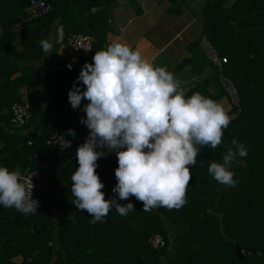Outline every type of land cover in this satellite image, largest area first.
<instances>
[{"label":"trees","instance_id":"trees-1","mask_svg":"<svg viewBox=\"0 0 264 264\" xmlns=\"http://www.w3.org/2000/svg\"><path fill=\"white\" fill-rule=\"evenodd\" d=\"M45 1L51 3V13L16 30L14 24L25 16L30 0H0V166L20 172L48 171L34 190L33 197L40 202L37 212L25 215L0 205V264H238L235 244L244 251L242 264H264V0H208L202 7L200 38L205 37L226 62L211 61L216 73L189 88L186 95L200 92L223 104L231 122L224 129L223 143L201 149L191 167L186 203L179 209L146 212L135 197L127 201L117 197L120 204L130 201L135 210L121 216L113 209L95 224L87 212L72 204L70 190L71 174L78 166L75 151L88 135L86 125L80 123L85 113L63 99L66 90L61 85L51 101L43 99V92L36 88L40 76L34 60L47 53L40 42L50 43L58 32L89 34L95 38L92 51L103 48L109 18L124 2ZM124 1L134 6L129 9L132 16L141 13L139 0ZM170 1L174 8L182 2ZM132 27L137 39L136 30L143 33V26L136 20ZM15 38L22 49H17ZM198 45L200 41L190 45L195 57ZM197 64L193 70L200 73L202 67ZM16 72L20 74L12 78ZM69 75L72 87L76 78ZM54 76L56 81L57 71ZM22 87L28 89L27 100ZM24 101L29 103L31 117L18 127L33 129L23 135L19 128L6 132L4 127L11 126V106ZM55 128L75 131L70 148L49 147L47 139ZM233 141L243 143L247 155H237L232 162L236 184L230 187L214 180L208 166L222 162L230 148L235 150ZM116 167L115 152L97 161L106 199L116 195L112 191ZM176 225L186 228L178 230ZM155 235L164 240L161 246L151 244Z\"/></svg>","mask_w":264,"mask_h":264},{"label":"clouds","instance_id":"clouds-1","mask_svg":"<svg viewBox=\"0 0 264 264\" xmlns=\"http://www.w3.org/2000/svg\"><path fill=\"white\" fill-rule=\"evenodd\" d=\"M40 43L44 51H52L47 40ZM181 85L166 66L155 65L120 41L98 49L92 62L81 67L68 101L73 109L82 107L80 123L88 135L75 151L78 166L70 190L72 204L87 212L91 223L103 222L113 209L121 216L135 210L130 201L120 204L117 197H135L146 212L179 209L186 203L191 167L202 148L215 149L224 142L231 117L223 104L200 92L186 95ZM67 135L75 137V131L68 129ZM55 140L62 148L71 147L63 135ZM233 145L235 150L230 148L222 162L208 166L214 180L230 187L236 184L232 162L247 155L243 143ZM112 152L117 157L116 195L106 199L96 168L98 159ZM32 175L0 166V205L25 215L37 212L40 202L32 195Z\"/></svg>","mask_w":264,"mask_h":264},{"label":"crops","instance_id":"crops-1","mask_svg":"<svg viewBox=\"0 0 264 264\" xmlns=\"http://www.w3.org/2000/svg\"><path fill=\"white\" fill-rule=\"evenodd\" d=\"M123 2L119 6V10L114 12L109 18V28L105 34L103 48H106L107 44L114 41L127 43L132 48L140 50L142 56L155 65L166 66L167 69L171 68L175 76L178 73H182L184 78L182 77L181 79V86L185 91L198 83L199 75H202V71L195 73L193 66L184 67V63H181L184 58H192L190 45L201 40L202 21L198 20L195 9L191 7V5L193 6L192 2L182 0L178 8H174V6L171 7L170 0H139L138 3L142 11L137 16H132L130 13V10H134V6L130 2H125L124 0ZM177 2L178 0L175 1L176 4ZM137 8L139 7L137 6ZM126 18L127 20H125ZM146 18L147 21H145ZM151 18L154 20L149 23ZM136 20H139V24L143 26L144 30L143 33L136 30L138 33L137 39H135L136 34L133 32L134 29L132 27ZM120 28L123 30L120 31ZM136 28L140 29L141 27L136 26ZM63 36L64 34L60 32L56 33V39L50 38L52 51L47 52L42 58L34 60V64L39 69L37 73L40 76V84L36 88L43 92V99L47 102L53 99L60 85L62 90H66L63 99L68 100V91L71 88L69 85L70 75L62 71V62L66 58V44ZM13 42L16 44L17 49L23 48L20 39L15 38ZM54 48L56 49L53 52ZM195 50L198 54L200 51L202 52V47L198 45ZM95 51H97V47H95ZM56 71L57 77L55 81V76L53 77V75ZM19 74L20 72H16L12 78ZM212 74L211 72V76ZM207 77H210V75ZM60 79H62L61 83H59ZM20 91L23 99L27 100L28 89L26 90L25 87H22ZM4 128L9 133H12L14 128H19L18 133L23 135V133L26 134L31 131L33 126L20 129V127L11 125ZM176 226H178V230L183 227H180V225ZM192 248H194V245ZM15 260L20 261V258L17 257Z\"/></svg>","mask_w":264,"mask_h":264},{"label":"built area","instance_id":"built-area-1","mask_svg":"<svg viewBox=\"0 0 264 264\" xmlns=\"http://www.w3.org/2000/svg\"><path fill=\"white\" fill-rule=\"evenodd\" d=\"M52 11L51 3L45 0H30L28 7L26 8V14L21 17L15 24L14 28L16 30L20 29L25 23L31 22L34 19L45 17ZM123 29L120 28V31ZM2 31V25L0 23V32ZM66 44V58L65 62L62 64V70L65 73L71 74L73 77L77 78L81 67L85 62L91 63L92 56L94 52L93 47V37L89 34L83 33H70L63 36ZM200 46L205 50L206 54L210 60L216 64L221 62H226V58H220L217 51L209 44L205 37L200 40ZM90 50V51H89ZM71 65V67H69ZM230 92L234 95V90L232 86L229 87ZM12 115L10 118L11 125L13 127H18L25 125L30 117L31 112L29 110V103L24 101L23 103H14L11 106ZM63 135L65 139L70 140L72 144V138L64 130L55 128L47 139V144L51 149L65 150L67 148H62L61 145L55 140V137ZM47 169L43 168L41 170H31L26 172H21L22 175L28 177L32 174V183L35 187L32 189V195L34 196V190L38 184H43L44 179L47 177ZM151 244L154 247L161 246L164 240L159 236L155 235L150 239Z\"/></svg>","mask_w":264,"mask_h":264},{"label":"rangeland","instance_id":"rangeland-1","mask_svg":"<svg viewBox=\"0 0 264 264\" xmlns=\"http://www.w3.org/2000/svg\"><path fill=\"white\" fill-rule=\"evenodd\" d=\"M188 2H192V4H193V6L189 3V5H191V7L192 8H194L195 9V11H196V14H197V18H198V20L201 22L202 21V19H201V10H202V7L204 6V3L206 2V1H208V0H187ZM190 59V58H189ZM186 61V58H184L182 61H181V63H184L183 64V66L185 67V66H188V65H190V66H196L195 64L196 63H198L197 65H200L201 67H202V75H199L200 77H199V79H198V81L200 82L201 81V79H203V78H205V77H207V76H211V72L213 73V74H215L216 73V70H215V67L213 66V64L211 63V60H210V58L208 57V55L206 54V52H205V50H203L202 49V52L200 51L199 53H198V55H197V57H195L194 55H193V57H192V59H191V61L192 62H183V61ZM198 67V66H197ZM192 68V67H191ZM169 71H171L172 72V69L170 68V69H168ZM182 70V69H181ZM191 70V69H190ZM183 71H184V69H183ZM182 71V72H183ZM196 73V72H195ZM212 74V75H213ZM195 75H197V74H195ZM176 77L181 81V79H182V77L184 78V76L182 75V73L180 74V73H178L177 75H176ZM229 90V89H228Z\"/></svg>","mask_w":264,"mask_h":264},{"label":"water","instance_id":"water-1","mask_svg":"<svg viewBox=\"0 0 264 264\" xmlns=\"http://www.w3.org/2000/svg\"><path fill=\"white\" fill-rule=\"evenodd\" d=\"M191 59L186 58V61L184 60L183 62H190ZM234 252L238 261V264H242L243 260L245 259L243 251L241 250V248L239 247L238 244H235L234 246ZM136 264H145V262L143 261H137Z\"/></svg>","mask_w":264,"mask_h":264}]
</instances>
